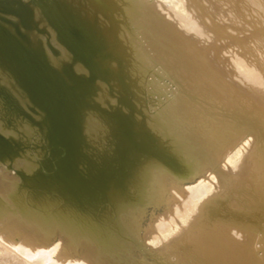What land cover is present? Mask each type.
I'll return each mask as SVG.
<instances>
[{
  "label": "bare ground",
  "instance_id": "1",
  "mask_svg": "<svg viewBox=\"0 0 264 264\" xmlns=\"http://www.w3.org/2000/svg\"><path fill=\"white\" fill-rule=\"evenodd\" d=\"M0 243L264 264V0H0Z\"/></svg>",
  "mask_w": 264,
  "mask_h": 264
},
{
  "label": "rangeland",
  "instance_id": "2",
  "mask_svg": "<svg viewBox=\"0 0 264 264\" xmlns=\"http://www.w3.org/2000/svg\"><path fill=\"white\" fill-rule=\"evenodd\" d=\"M246 137H244L237 145L236 147L241 144L243 142L244 139H246ZM80 169V168H79ZM80 171H82L84 173V171L82 170V168L80 169ZM0 264H34L33 262H28V261H23L22 259H20L17 255H15L11 250L5 248L3 246L2 243H0Z\"/></svg>",
  "mask_w": 264,
  "mask_h": 264
},
{
  "label": "water",
  "instance_id": "3",
  "mask_svg": "<svg viewBox=\"0 0 264 264\" xmlns=\"http://www.w3.org/2000/svg\"><path fill=\"white\" fill-rule=\"evenodd\" d=\"M119 135H120V134H119ZM132 136H133V137L140 138V135H139L138 133L134 132V131L132 132ZM120 137H122V138H123V136H122V135H120ZM138 141L140 142V140H138ZM138 141H137V142H138Z\"/></svg>",
  "mask_w": 264,
  "mask_h": 264
}]
</instances>
